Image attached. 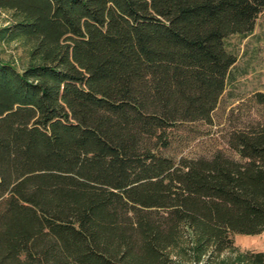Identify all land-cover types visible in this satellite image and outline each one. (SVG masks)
<instances>
[{
	"label": "trees",
	"instance_id": "obj_1",
	"mask_svg": "<svg viewBox=\"0 0 264 264\" xmlns=\"http://www.w3.org/2000/svg\"><path fill=\"white\" fill-rule=\"evenodd\" d=\"M0 264H184L264 230V125L209 158L164 150L211 123L264 0H0ZM253 99L264 106V91ZM188 245V243L186 244ZM262 252L254 264H263Z\"/></svg>",
	"mask_w": 264,
	"mask_h": 264
},
{
	"label": "rangeland",
	"instance_id": "obj_2",
	"mask_svg": "<svg viewBox=\"0 0 264 264\" xmlns=\"http://www.w3.org/2000/svg\"><path fill=\"white\" fill-rule=\"evenodd\" d=\"M14 20L11 10L0 8V28ZM226 43L235 53L236 62L212 112V121L186 122L171 128L170 143L164 153L174 159L209 158L218 151L237 157L228 146L230 134L264 125V106L253 99L254 93L264 91V10L258 14L251 32L244 36L230 35ZM32 47L33 43L22 36L0 41V58L19 69L24 68L30 61ZM233 239L232 248L210 257L204 254L199 261L193 257L188 239L185 241L188 245L182 242L169 253L184 264H254V255L264 254V230L255 235L234 234Z\"/></svg>",
	"mask_w": 264,
	"mask_h": 264
}]
</instances>
